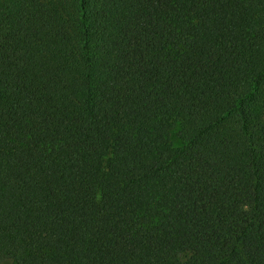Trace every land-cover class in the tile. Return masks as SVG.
<instances>
[{"label": "trees", "instance_id": "trees-1", "mask_svg": "<svg viewBox=\"0 0 264 264\" xmlns=\"http://www.w3.org/2000/svg\"><path fill=\"white\" fill-rule=\"evenodd\" d=\"M3 260L264 264V0H0Z\"/></svg>", "mask_w": 264, "mask_h": 264}, {"label": "rangeland", "instance_id": "rangeland-1", "mask_svg": "<svg viewBox=\"0 0 264 264\" xmlns=\"http://www.w3.org/2000/svg\"><path fill=\"white\" fill-rule=\"evenodd\" d=\"M173 136V135H172ZM175 136V135H174ZM173 136V140H175L176 142H178L177 138ZM0 264H11L10 260H3L0 262Z\"/></svg>", "mask_w": 264, "mask_h": 264}]
</instances>
